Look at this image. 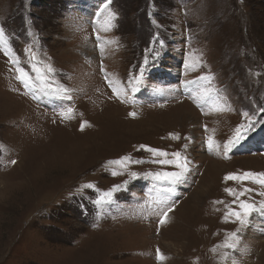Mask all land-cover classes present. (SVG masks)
<instances>
[{"label": "rangeland", "instance_id": "obj_1", "mask_svg": "<svg viewBox=\"0 0 264 264\" xmlns=\"http://www.w3.org/2000/svg\"><path fill=\"white\" fill-rule=\"evenodd\" d=\"M0 27L33 83L24 88L0 49V264H264V211L241 229L229 222L238 202L225 191L253 188L240 199L264 201L260 185L225 180L264 172V0H0ZM33 63L51 66L47 82L71 100L46 94ZM141 67L133 92L129 77ZM202 89L211 92L199 101ZM244 113L255 130L225 156ZM140 145L187 156V181L172 194L158 187L144 174L165 166ZM124 156L143 163H109ZM212 162L223 167L214 177ZM115 185L111 201L96 203ZM233 231L234 250L224 247Z\"/></svg>", "mask_w": 264, "mask_h": 264}, {"label": "snow or ice", "instance_id": "obj_2", "mask_svg": "<svg viewBox=\"0 0 264 264\" xmlns=\"http://www.w3.org/2000/svg\"><path fill=\"white\" fill-rule=\"evenodd\" d=\"M4 30L2 27H0V49H3L4 55L9 56L10 60L9 62L13 65H16L15 71L17 72L16 79L20 81L25 89L32 90L33 83L31 76L29 72L26 70L25 67L20 66V61L17 58H12V52L9 47L6 46L5 40H4ZM99 40V35L96 37ZM154 42H157L163 47L164 41L159 37V34L154 36L153 38ZM148 52L152 56H159V51H154L153 49H149ZM34 54L32 55L31 59H34ZM144 65L147 66L149 63L148 56H145L144 58ZM32 70L37 74V79H39L44 84V89H48L46 94L48 95H56L58 97H66L68 100H71V96L68 95V89L64 87H52L47 82V75L46 73H52L53 69L51 66H46V72L45 70H42L37 63L32 64ZM103 71V67L101 68ZM145 71L144 67H141L139 69V74H134L129 77V83L131 84V90L133 92L137 91L138 86L142 83L143 80V73ZM105 79L107 80L110 87H112V91L114 94L117 95V97L126 95L124 89L118 88L116 86H113V81L108 79L107 74L105 73ZM200 79L202 80H210L211 77L209 76H202ZM196 83V81H185V84H193ZM42 89V91L44 90ZM156 91L162 92L163 89H156ZM211 90L210 89H202L199 93H196V99L199 101H204L206 97L210 95ZM34 98H38L35 97ZM222 110V109H218ZM74 111L73 108L69 107L66 110H62L60 112L61 117L63 118H69L68 114L72 113ZM130 116L135 117V112H130ZM244 116L246 117L247 122H242L238 124L233 134L229 137V139L224 142L223 144V152L225 156L229 152H232L234 149L240 147L248 138L249 135L255 130L256 121H253L251 117H248L247 113H244ZM87 124V121H84L81 123V130L85 127ZM175 139H179V135L174 136ZM206 146L208 151H219L220 145L216 143L213 137L209 136L206 140ZM187 147V145H185ZM139 149L146 150L152 154L154 159L151 161L152 163H156L162 166H165L164 169L154 172V173H145L144 175L146 177H150L153 181L157 182V186L159 185H167L166 189L164 190L168 194H172L174 192L176 185L184 184L187 181L188 174L190 172V161L188 160L187 156L183 155L180 151H176L173 153H168L167 151H164L162 149L158 148H152L147 145H140ZM13 164L16 163V161H12ZM109 163L114 165H119L123 170H128V164H139L143 163L141 160H134L131 156H124L118 160L110 161ZM172 168L173 170H167V168ZM117 171H112V175H118ZM138 175L136 172H130V177L132 179H135ZM226 181H237V182H245L249 181L254 184H258L261 186V188H264V172H252L247 171L242 174L240 173H230L225 176ZM90 187V185H89ZM119 185L113 186L112 191L105 192L104 195L100 198V200H97L96 203H101L102 201H111L113 192L119 189ZM225 191L235 197L233 200V204H236L238 202V208H232L227 213L228 217L234 218V220H231L229 222H237L241 229L246 228L250 225V218L252 217L253 213L258 211H264V201H261L259 205H257L254 202H249L244 199H240V197L244 196L245 193L254 192L255 189L244 187L241 191L237 192L233 188H226ZM259 195L264 197V191L259 192ZM158 204L167 206L169 203V200L165 198L164 196H161L158 193V199L156 201ZM173 206L167 207L166 210L162 211L161 217H160V223L164 224L167 221L169 212L173 211ZM240 242V235L238 234V231H233L230 234L229 240L225 241L224 247L227 249H237L238 244ZM157 255L160 259H163V256L159 253V250H157ZM233 264H236L235 261H233Z\"/></svg>", "mask_w": 264, "mask_h": 264}, {"label": "bare ground", "instance_id": "obj_3", "mask_svg": "<svg viewBox=\"0 0 264 264\" xmlns=\"http://www.w3.org/2000/svg\"><path fill=\"white\" fill-rule=\"evenodd\" d=\"M180 111V114H182L184 117H187L190 113L187 111V108L186 107H184L182 110H179ZM187 115V116H186ZM188 117H191V115H189ZM222 166L221 165H218V163L217 162H212V163H210V168H209V171L208 172H210L211 174H210V176L211 177H214L215 176V174L216 173H219L221 170H222ZM209 179H211V178H209ZM209 183L207 184L206 182L204 183V185L200 188L201 189V192H199V193H196V195L194 196L195 197V199H196V196L198 195V194H202L203 192H206L207 190H208V188H209ZM190 204H193V203H191L190 202ZM194 205V204H193ZM195 206V205H194ZM264 217V216H263Z\"/></svg>", "mask_w": 264, "mask_h": 264}]
</instances>
